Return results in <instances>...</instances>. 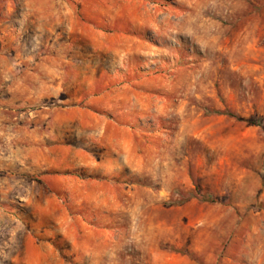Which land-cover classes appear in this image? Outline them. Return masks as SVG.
I'll return each instance as SVG.
<instances>
[{"label":"rangeland","instance_id":"1","mask_svg":"<svg viewBox=\"0 0 264 264\" xmlns=\"http://www.w3.org/2000/svg\"><path fill=\"white\" fill-rule=\"evenodd\" d=\"M0 264H264V0H0Z\"/></svg>","mask_w":264,"mask_h":264},{"label":"trees","instance_id":"2","mask_svg":"<svg viewBox=\"0 0 264 264\" xmlns=\"http://www.w3.org/2000/svg\"><path fill=\"white\" fill-rule=\"evenodd\" d=\"M231 115V114H230ZM189 195L191 196L192 195V192L189 193ZM183 201H178V202H175L174 204H181Z\"/></svg>","mask_w":264,"mask_h":264}]
</instances>
